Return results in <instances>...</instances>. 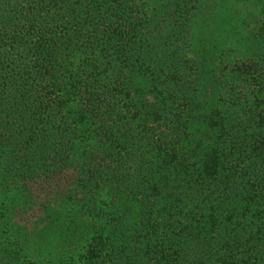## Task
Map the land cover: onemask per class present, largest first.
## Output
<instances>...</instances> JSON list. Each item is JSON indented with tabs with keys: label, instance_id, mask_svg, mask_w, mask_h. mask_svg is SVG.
Segmentation results:
<instances>
[{
	"label": "trees",
	"instance_id": "16d2710c",
	"mask_svg": "<svg viewBox=\"0 0 264 264\" xmlns=\"http://www.w3.org/2000/svg\"><path fill=\"white\" fill-rule=\"evenodd\" d=\"M262 5L0 0V264H264Z\"/></svg>",
	"mask_w": 264,
	"mask_h": 264
},
{
	"label": "rangeland",
	"instance_id": "374dc122",
	"mask_svg": "<svg viewBox=\"0 0 264 264\" xmlns=\"http://www.w3.org/2000/svg\"><path fill=\"white\" fill-rule=\"evenodd\" d=\"M264 2V0H262ZM262 10V11H261ZM261 11V12H260ZM264 6L262 5L260 9L257 10V13H256V19L259 21V22H264Z\"/></svg>",
	"mask_w": 264,
	"mask_h": 264
}]
</instances>
